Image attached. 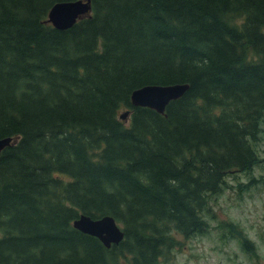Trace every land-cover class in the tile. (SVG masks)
Wrapping results in <instances>:
<instances>
[{
	"label": "trees",
	"instance_id": "16d2710c",
	"mask_svg": "<svg viewBox=\"0 0 264 264\" xmlns=\"http://www.w3.org/2000/svg\"><path fill=\"white\" fill-rule=\"evenodd\" d=\"M69 1L0 0V264H158L259 164L264 0H90L54 29ZM174 84L189 88L164 115L130 103ZM80 215L114 218L123 241L105 248Z\"/></svg>",
	"mask_w": 264,
	"mask_h": 264
},
{
	"label": "rangeland",
	"instance_id": "374dc122",
	"mask_svg": "<svg viewBox=\"0 0 264 264\" xmlns=\"http://www.w3.org/2000/svg\"><path fill=\"white\" fill-rule=\"evenodd\" d=\"M253 145L259 164L251 174L228 176L223 191L208 197L209 211L201 214L208 224L205 234L189 239L175 234V248L158 264H264V120ZM242 238L250 251L242 247Z\"/></svg>",
	"mask_w": 264,
	"mask_h": 264
},
{
	"label": "water",
	"instance_id": "95a60500",
	"mask_svg": "<svg viewBox=\"0 0 264 264\" xmlns=\"http://www.w3.org/2000/svg\"><path fill=\"white\" fill-rule=\"evenodd\" d=\"M90 13V0L59 2L49 10L46 22L54 29L65 31L73 27L79 20L90 17ZM188 88L186 84L146 86L135 90L130 96V102L134 107L149 108L164 115L167 105L181 98ZM128 114L129 111H126L120 115V118L126 120ZM11 143L12 139L10 138L0 139V154ZM72 226L79 232L98 239L106 248H110L113 244H119L124 237V233L110 216L92 219L86 215H80L73 221Z\"/></svg>",
	"mask_w": 264,
	"mask_h": 264
}]
</instances>
